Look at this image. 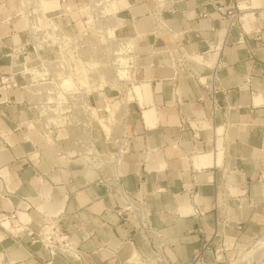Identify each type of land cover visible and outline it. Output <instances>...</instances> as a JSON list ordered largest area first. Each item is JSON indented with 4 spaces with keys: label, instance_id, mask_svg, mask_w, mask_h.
I'll return each mask as SVG.
<instances>
[{
    "label": "crops",
    "instance_id": "crops-1",
    "mask_svg": "<svg viewBox=\"0 0 264 264\" xmlns=\"http://www.w3.org/2000/svg\"><path fill=\"white\" fill-rule=\"evenodd\" d=\"M67 2L78 8L87 0ZM122 3L126 28L121 33L134 40L135 56L119 178L106 167H87L67 142L66 157L58 155L27 126L38 115L20 90L1 89V77L13 69L8 48L0 45V218L16 216L11 228L0 224V264H78L60 254L52 257L44 244L34 242L54 216L78 246L82 264H125L133 252L152 258L153 247L136 220L116 214L124 204L120 187L146 202L154 227L168 241L172 264H197L196 254L205 244L209 249L198 264H232V248L264 228V19L248 12L261 9L262 1L251 0L248 6L242 0H169L162 7L169 30L160 34L152 15L156 0ZM232 3L247 9L242 25L226 31L215 6ZM18 5V0H0V41L7 47L25 40L23 24L12 19ZM44 6L51 15L62 7L60 0L44 1ZM175 42L189 43L194 53L223 44L220 54L208 55L225 64L219 71L223 108L214 118L202 87L186 70L175 72L168 51ZM201 72L210 73L204 67ZM18 81L29 79L19 76ZM98 139L101 154L118 149ZM204 155L209 158L200 159ZM25 225L35 237L10 232ZM223 246L228 249L216 252Z\"/></svg>",
    "mask_w": 264,
    "mask_h": 264
},
{
    "label": "built area",
    "instance_id": "built-area-1",
    "mask_svg": "<svg viewBox=\"0 0 264 264\" xmlns=\"http://www.w3.org/2000/svg\"><path fill=\"white\" fill-rule=\"evenodd\" d=\"M156 1L157 6L153 9L152 15L157 23V34H160L162 31L168 32L169 30L164 20H162V7H164L169 0ZM18 2L19 7L12 19L25 23V40L20 44L10 47H7L0 41L2 47L8 48L7 57L10 59L13 69L11 73L4 74L1 77V89L4 91L18 89L24 94L28 87L37 86L36 96L39 97L38 101H30L23 97V101L27 104L29 109L38 111L39 115L36 119H31L27 126L35 130L47 142L49 147L54 146L57 149L58 155L66 157V148L63 143L67 142L74 156L84 159L90 168L103 169L106 167L107 171L112 173L110 168L111 162H107L104 158L106 154H101L97 149L96 143L98 138L95 137L94 131L95 125H98V123L93 122L90 130L93 145L96 149L94 153L87 154L84 151H80L76 145L75 137L69 136V134H75L72 132V128L78 131L76 125L82 126L83 124L84 111L78 104L84 92H86V109H88L89 106L93 107L100 116L101 112L104 110L99 107L100 104L97 105L93 102V97L98 96L99 99H101L104 93L100 94V92L93 90V76L88 74V70L91 72L93 71V75L96 78H100V63L98 61L103 52L98 54L100 46H98L97 41L98 38L103 37L107 29L111 27L102 28L104 31L100 30L99 21L100 18L103 19V17L92 7V0H90V4H84V6H90L91 14L90 16L80 18V20L82 19L81 23L83 25L80 30H78L77 27L75 28L76 22L71 16L73 11H78L80 8H70L67 0H60L63 7L57 15H51L49 11H37L35 0H18ZM215 10L220 19L225 22L226 31L241 26L245 18V12L238 3L217 5L215 6ZM204 16L208 15L205 14ZM123 22L124 24L122 27L116 29L115 34L120 28L126 26L125 20ZM32 35L40 37L42 43L36 44L33 42ZM124 39L129 40L130 38L125 37ZM241 42H244V37H241ZM103 45L105 46V43ZM188 45L189 43L183 44L175 42L174 48L168 50L172 66L177 74H179L181 70H186L190 77L202 87L212 102L210 118H214L217 112L223 108L219 101V95L224 92L220 83L219 71L222 67H225V64L221 61L220 57H218L214 63H209L208 61L200 63L195 60V57L198 55L207 57L214 52L220 54L223 44L215 45L212 43L209 45V50L203 53L189 51ZM62 50L66 52V57L70 62L69 64L62 60ZM58 53H61V61L57 60ZM202 67L210 71L206 77L201 72ZM132 68L133 67H131V70ZM71 70H74V75L71 74ZM19 76L24 79H29V82L21 84L18 81ZM87 77L89 80L86 79ZM252 79L253 77L249 76L248 82H251ZM83 80L87 82L86 85L83 84ZM89 86L91 88H89ZM104 91L105 87L103 88V92ZM88 112L90 113V110ZM43 118H49V120H51L47 131L50 133L51 137L45 136V132L31 125V123L38 122ZM73 119H76L75 123H72ZM184 121L185 120L181 122V126L184 124ZM201 121V119L198 120L196 127L193 128L196 135H198L197 131L199 132L201 129ZM79 134H81V132ZM75 135L78 136L77 134ZM105 138L108 143H112L108 140L106 135ZM117 151H119V149H117L116 152ZM116 152L113 153L116 154ZM94 161L100 163V166H96ZM119 193L124 204L117 210L116 214L122 218L135 219L139 230L147 235L154 250V256L152 258L144 257L138 252H133L125 264H172L166 254L168 241L162 233L154 227L151 220L152 213L148 209L146 202L135 199L130 192L123 190L121 187L119 188ZM196 211H200V209L197 207ZM15 217L16 216L13 214L10 216H2L0 218V224L2 225L3 219L11 218L15 220ZM55 217L56 216L49 218L46 223L41 226L40 232L37 234V238L34 242H41L44 244L52 257L60 254L71 258L78 264H82V256L78 246L71 240L68 234L57 226V218ZM224 222H226V220ZM22 232H27L29 236L35 237V233L29 231L28 225H25L22 231L16 233L11 231L13 235H18ZM208 249L209 245L205 244L202 250L196 254L195 262L197 264L202 262L203 254ZM224 249L226 250L228 248L223 246L222 249L216 250V252H220ZM51 263L52 262H49V264Z\"/></svg>",
    "mask_w": 264,
    "mask_h": 264
},
{
    "label": "bare ground",
    "instance_id": "bare-ground-1",
    "mask_svg": "<svg viewBox=\"0 0 264 264\" xmlns=\"http://www.w3.org/2000/svg\"><path fill=\"white\" fill-rule=\"evenodd\" d=\"M44 1H49V0H35L37 11L42 10L43 12H47L46 9H45V6H44ZM261 1L263 2V0H261ZM60 4H61V2H60ZM110 5L112 6V10H110L112 12L115 11L116 13H120V11L121 12L124 11V9L120 10V7L118 6V3H116V2H112V4H110ZM61 6L63 7L62 4H61ZM18 7H19V5H18ZM86 7H89V6L82 5V6L78 7L80 9L75 8V9H78V11H73V13H71V16L73 18H76V19H80L81 17H85V16H90V15H84L83 12H82L83 9H85ZM92 7L95 8L96 12L101 17L111 20V23H112L111 24V28H108L107 31L104 33L105 35L101 38V41H103L105 43V46L103 45L102 47H99L100 49L98 50V54L103 52L105 57L100 59L98 62L100 63L101 61L102 62L105 61L104 64H107L106 67L108 69L109 68H113L114 69V67H115L114 64L116 62L115 60L117 58V54L120 53L121 49L125 48V45H127V40L128 39L119 38V37L118 38H112V37H116L115 36V31H116L115 29L119 28L118 25H115V22L117 20L112 17V16H115V14L109 15L110 13L109 14L106 13L105 11L108 10V9H106L105 11H99L98 9L100 7L95 5L94 2H93V6ZM70 8H73V7L70 6ZM243 9H247V8H243ZM261 9H263V8H261ZM259 15L262 16L260 13H259ZM123 21H124V19H121V22H123ZM20 23L23 24L24 29H25V27H26L25 23L23 21H21ZM118 24H121V23H118ZM35 35L34 36L32 35V41L35 42L36 44L42 43L41 40H40V37L35 36ZM125 51L128 52V53H133V55H134V48H132V49L125 48ZM62 52H63V57H62L63 59L62 60L66 61L69 64L70 62L68 61V59L66 57V52H64L63 50H62ZM61 53H58V56H57L58 59L57 60L61 61V58H60ZM195 60H197L200 63H203L205 61H208L209 63L216 62V60L211 61L208 58V56H207V58H205V57L200 56V55L196 56ZM55 64H58V63H55ZM129 65H130L129 68L131 70V67L133 65V61ZM88 71H89L88 74L93 76L92 79H93V82H94L93 83V90L94 91H98L99 92V86L112 85L114 83V81L112 79H108L109 82H102V81H100V78H96L93 75L94 74L93 71L92 72L90 70H88ZM71 74L74 75V70H71ZM88 77L86 78L87 80H89ZM132 81H133L132 80V75H130V79L129 80L125 79V81H122V83L120 82L119 84H121V86H123L126 90H130L131 88L133 89V86H134V83ZM83 84L86 85L87 82H85V80H83ZM36 87H34V86L33 87H28L26 89L25 93L23 94V97H25L26 99H28L30 101H35V102L38 101L39 97L36 96ZM89 88H91V87L89 86ZM130 93L131 92L129 91L127 93V96L130 95ZM131 94H133V93H131ZM83 95H81V99H80V102L78 104L79 107L84 111L83 112V115H84L83 124H82V126L76 125V129H78V131H76V130H74V128H72V132L77 134L78 136H76L75 134H69V136L70 137H75V140H76V143H77L76 145H77V147H78V149L80 151H84L87 154H91V153H94L95 150H96L94 148L93 141H92V136L90 134L92 123L96 122V123H98V125L100 127H101L102 124L101 125L99 124L98 120H100V118H99V115H98V113H97L95 108L89 106L88 109H86L87 108L86 107L87 106L86 92H84ZM129 97H128V99H129ZM131 100H133V98ZM89 110H90V113L88 112ZM107 112H108L109 116L107 118H105V122H106V120H108L106 123L110 126V130L111 131H110L109 134H107L103 130L104 128L103 129L101 128V129H102V132H104V134L108 138V140H110L115 146L118 147L119 151H117L116 154L108 153V154H106L104 156V158H105V160L107 162H111L110 168H111V172H112L114 178H119L120 175H121L120 169H119V164H120L121 159H122V154L125 152V149H126V140H127V138H125V136H124V127L121 129L122 125L120 123L119 124L118 123L115 124V121L114 122L113 121L110 122L109 120H110V118H112V115L110 114L109 111H107ZM119 115L122 116V118H124V120H126L127 113L125 111H124V113L123 112H121V113L117 112L116 119L119 118ZM75 121H76V119H73L72 123L73 122L75 123ZM105 122L103 121L102 123L105 124ZM50 123H51V120H49V118H43V119L39 120L38 122L31 123V125L37 127L39 130L45 132V136L51 137L50 133L47 132L48 131V126L50 125ZM80 132H81V134H79ZM208 158L209 157L207 155H204V156L200 157V159H203V160L208 159ZM81 162H83L88 167V164L85 162V160L84 161L81 160ZM94 162L96 163L97 161H94ZM206 162H207V160H206ZM199 163H200V161H199ZM96 166H100V163H96ZM3 221L6 222L7 218L3 219L2 222ZM259 248H264V238L261 241H259L257 244L253 245L249 251H247L246 259L249 260V261L254 260V258H255L254 254H255V252L257 250H259Z\"/></svg>",
    "mask_w": 264,
    "mask_h": 264
},
{
    "label": "rangeland",
    "instance_id": "rangeland-1",
    "mask_svg": "<svg viewBox=\"0 0 264 264\" xmlns=\"http://www.w3.org/2000/svg\"><path fill=\"white\" fill-rule=\"evenodd\" d=\"M92 1L95 3V5L100 7L98 9L99 11H105L106 9H108L109 11L106 10L105 11L106 13H108V14L110 13L109 15L115 14L116 17L112 16L113 18H115L117 20L115 22V25H118V27H122L124 22H121V19L125 18L126 10H124L122 12L120 11V13H116L115 11L112 12V11H110V10H112V6L110 4H112V2H116V3H118V6L120 7V10H123L124 5H123L122 2H124V0H92ZM89 2H90V0H87L86 4L87 5L90 4ZM242 3H244V4L248 5V6H252L251 0H242ZM262 3H263L262 4V8L263 9H250L248 12H253L254 13L256 11L257 13H260L262 15L263 19H264V14H263L264 13V0H263ZM241 4H240V6H241ZM90 10H91V8L89 6V7H86L85 9H83L82 12H83L84 15H90L91 14ZM73 19L76 22L75 28L77 27V29L80 30L83 27V25L81 23L82 19L81 20L80 19H76V18H73ZM118 23H121V24H118ZM111 24H112L111 20H109L107 18H103V19L100 18V21H99V25H100V28H101L100 30L104 31V29H102V28H107L108 26L111 27ZM125 28H126V26L124 28H120L115 34L116 37H112V38H118V37L119 38H123V37L125 38L126 36H123L122 33H121V31L124 30ZM100 38H102V37H100ZM100 38H98L97 44H98V46L102 47L104 42L101 41ZM134 44H135L134 40L132 38H130L129 40H127V45H125V48L132 49V48H134ZM125 48L121 49L120 53L117 54V58L115 60L116 62L114 64V66H115L114 69L113 68H109L108 69L106 67L107 64H104L105 61H103V62L101 61L100 64H99L100 81L109 82L108 79H112L114 81V83L112 85L99 86L100 94L104 93V95L101 96V99H99L98 96L93 97V102H95L97 105L100 104L99 107L104 109L101 112V116L98 114L99 118H100V120H98L99 124L100 125L102 124V125L100 127L99 125L96 124L95 125V131H94L95 132L94 133L95 137L96 138H101L100 142H105L106 141L105 134L102 132V129L104 128L103 130L107 134H109L110 131H111L110 130V126L106 123L108 120H106V122H105V118H107L109 116L107 111H109L110 114L112 115V118H110L109 121L110 122L111 121H113V122L115 121V124H117V123L119 124L120 123L122 125L121 126V129H122L123 127H125V120L120 115H119V118L116 119V114H117V112L118 113H121V112L124 113V111H125L127 113L126 116H128L129 107H130L131 102L133 101V100H131L133 98V96H132L133 94H131V93H133V89L131 88L130 90H126L123 86H121V84H119L120 82L122 83V81H125V79L129 80L130 79V75H132L131 74L132 71L129 68L130 67L129 64L134 60V55H133V53L126 52ZM103 57H105V55L101 54L100 55V59H102ZM132 80H133V78H132ZM104 87H105V91L103 92V88ZM129 91L131 93H130V95L127 96V93ZM128 97H129V99H128ZM36 112H37V115H38V111H36ZM103 121L105 122V124L102 123ZM97 142H99V139H98ZM7 221H6V223H8V224H5L4 226L6 228H11V225L13 226V221L14 220L12 221L11 218H7ZM0 223H1V219H0ZM262 231L257 236H255L253 239L248 240L247 242L241 243L239 246L236 245L235 247L232 248V250L230 251V253H231L230 258H231L232 264H264V248H259V250H257L255 252L254 260L249 261V260L246 259L247 251H249L253 245L257 244L259 241H261L264 238V228H263ZM256 237H258V238L255 240V242L250 247H248L246 250L240 252V247L243 244H246V243H249V242L253 241Z\"/></svg>",
    "mask_w": 264,
    "mask_h": 264
}]
</instances>
